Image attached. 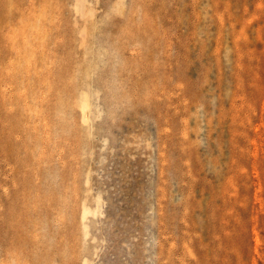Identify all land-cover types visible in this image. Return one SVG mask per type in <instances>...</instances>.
<instances>
[{"label":"rangeland","instance_id":"obj_1","mask_svg":"<svg viewBox=\"0 0 264 264\" xmlns=\"http://www.w3.org/2000/svg\"><path fill=\"white\" fill-rule=\"evenodd\" d=\"M0 264H264V0H0Z\"/></svg>","mask_w":264,"mask_h":264}]
</instances>
